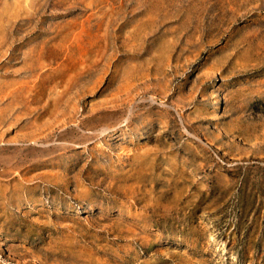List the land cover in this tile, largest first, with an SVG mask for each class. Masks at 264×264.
Masks as SVG:
<instances>
[{
  "label": "rangeland",
  "instance_id": "obj_1",
  "mask_svg": "<svg viewBox=\"0 0 264 264\" xmlns=\"http://www.w3.org/2000/svg\"><path fill=\"white\" fill-rule=\"evenodd\" d=\"M0 264H264V0H0Z\"/></svg>",
  "mask_w": 264,
  "mask_h": 264
}]
</instances>
